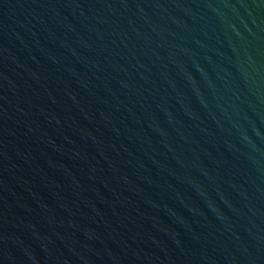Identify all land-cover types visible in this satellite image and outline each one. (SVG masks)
Returning a JSON list of instances; mask_svg holds the SVG:
<instances>
[{
  "label": "water",
  "instance_id": "obj_1",
  "mask_svg": "<svg viewBox=\"0 0 264 264\" xmlns=\"http://www.w3.org/2000/svg\"><path fill=\"white\" fill-rule=\"evenodd\" d=\"M0 264H264V0H0Z\"/></svg>",
  "mask_w": 264,
  "mask_h": 264
}]
</instances>
